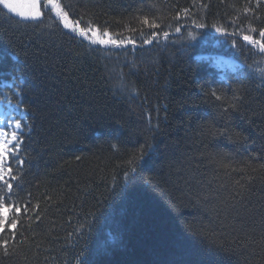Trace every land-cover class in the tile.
<instances>
[{"label":"trees","instance_id":"16d2710c","mask_svg":"<svg viewBox=\"0 0 264 264\" xmlns=\"http://www.w3.org/2000/svg\"><path fill=\"white\" fill-rule=\"evenodd\" d=\"M59 2L136 44L93 45L44 5L26 20L0 4V102L23 125L17 179L0 181L21 206L0 264H264V52L243 39H259L264 0Z\"/></svg>","mask_w":264,"mask_h":264},{"label":"snow or ice","instance_id":"6c2138e0","mask_svg":"<svg viewBox=\"0 0 264 264\" xmlns=\"http://www.w3.org/2000/svg\"><path fill=\"white\" fill-rule=\"evenodd\" d=\"M257 3L259 4V0H257ZM0 4H2L3 7L6 8L8 11L16 13L18 16H21L25 19L39 20L44 15L43 11H41L40 0H34V3L29 6L34 10L27 13L22 12L20 10V7L10 2V0H0ZM44 7L48 8L49 11H55L56 15L62 20L64 27L71 29L73 32L78 31L80 37L85 38L93 45L124 47L128 44H136V41L131 39L130 37H123L122 34L119 33L110 34L107 27L101 29L94 27L91 24H89L88 27H78L80 21H75V24L70 22L69 13L64 10V7L59 2V0H45ZM68 7L71 8V5L69 4ZM245 11H251V9L245 8ZM185 13H187V10H185ZM140 23L150 29L158 27L155 21L153 20L150 22L147 16L143 17L140 20ZM198 26L203 27V25ZM176 30L179 31L180 29L177 28ZM251 30L253 32H258L259 39H255L252 35H243V39L249 42L250 44L257 46L261 52H264V27L260 29L253 28ZM132 31H135V29H132ZM221 31L226 30L221 29ZM158 35L159 33L156 32L151 33L152 37H156ZM168 35L169 34L167 32L163 33V36L165 38H167ZM233 35H235V33H233ZM152 42V39L144 41L145 44H151ZM259 71L261 79H264V69H261ZM14 83L15 78H13L12 81L13 85ZM132 91L136 90L132 89ZM211 95L215 96L217 100H225V102L228 103V106L230 108H236L237 103L241 99V97L239 96H233L231 98V101H228L227 98L218 96L215 92H212ZM22 127L23 125L21 124L20 120H16L14 123L10 120L0 121V181H3L4 188L8 189L9 191H11L13 186L11 183L5 180V176L11 177L12 179H17V177L13 175V169L11 167L10 161L12 159H15L19 165L23 164V161L20 160L18 156L21 146V136L20 132L16 131L22 129ZM8 128L13 130H4ZM222 135L229 134L227 131H225V133H222ZM229 138L231 139L230 135ZM150 147L151 144L146 141L144 148L141 149V154L139 156H134L133 159L128 162L130 165V172L138 171L137 167L133 165H135L137 161L144 160L146 155V149ZM222 166L230 167V165ZM124 175L126 179H131L129 172H126ZM237 183L239 182L237 181ZM5 197L6 198H0V234L5 233L7 229V231L12 232V236L14 238V230L17 228L18 223L15 214L21 213V206H17L16 204L11 203L10 198H7V193L5 194ZM24 210H27L26 206H24ZM0 243L3 244L5 251H7L9 239H3L2 237H0Z\"/></svg>","mask_w":264,"mask_h":264},{"label":"rangeland","instance_id":"374dc122","mask_svg":"<svg viewBox=\"0 0 264 264\" xmlns=\"http://www.w3.org/2000/svg\"><path fill=\"white\" fill-rule=\"evenodd\" d=\"M10 2L18 5L20 7V10L22 12H30V11H33L34 9L30 8L29 6L31 4L34 3V0H10ZM45 3V0H40V4H41V11H43V5ZM55 12V11H54ZM13 13V12H12ZM14 15L18 16L16 13H13ZM56 14V12H55ZM57 16V15H56ZM21 17V16H19ZM58 17V16H57ZM23 18V17H21ZM25 19V18H23ZM27 20V19H26ZM32 20V19H31ZM62 21V20H61ZM70 21V20H69ZM72 22L73 24H75V22L73 21H70ZM63 24V22H62ZM64 26V24H63ZM78 27H81L80 25H78ZM66 28V27H65ZM68 30H71L69 28H66ZM72 31V30H71ZM73 32V31H72ZM75 34H78V31L77 32H74ZM83 38V37H82ZM84 40H86L85 38H83ZM87 41V40H86ZM214 62L215 64L217 65V67L224 73L228 70H232V71H236L239 69V64L237 63V61L231 57H228V56H224V55H219L217 56L215 59H214ZM13 116V113H12V109L11 108H7L5 107L1 102H0V121H12L13 123L15 122L12 118ZM6 131H12L13 129H4ZM17 131V130H16Z\"/></svg>","mask_w":264,"mask_h":264}]
</instances>
